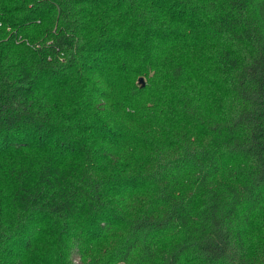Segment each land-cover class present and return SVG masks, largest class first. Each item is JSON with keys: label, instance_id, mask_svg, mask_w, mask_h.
<instances>
[{"label": "trees", "instance_id": "trees-1", "mask_svg": "<svg viewBox=\"0 0 264 264\" xmlns=\"http://www.w3.org/2000/svg\"><path fill=\"white\" fill-rule=\"evenodd\" d=\"M0 264H264V0H0Z\"/></svg>", "mask_w": 264, "mask_h": 264}, {"label": "rangeland", "instance_id": "rangeland-1", "mask_svg": "<svg viewBox=\"0 0 264 264\" xmlns=\"http://www.w3.org/2000/svg\"><path fill=\"white\" fill-rule=\"evenodd\" d=\"M144 83H145V81H144ZM229 105H230V102L228 101V99L225 100V98L223 97V99L221 100V109L226 112L227 108H229Z\"/></svg>", "mask_w": 264, "mask_h": 264}, {"label": "water", "instance_id": "water-1", "mask_svg": "<svg viewBox=\"0 0 264 264\" xmlns=\"http://www.w3.org/2000/svg\"><path fill=\"white\" fill-rule=\"evenodd\" d=\"M138 83L140 84V87L143 88L145 86L144 79L139 78Z\"/></svg>", "mask_w": 264, "mask_h": 264}]
</instances>
